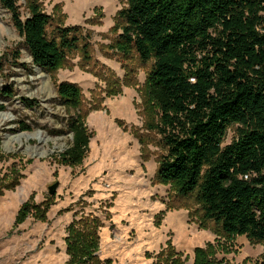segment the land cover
<instances>
[{
  "label": "trees",
  "instance_id": "trees-1",
  "mask_svg": "<svg viewBox=\"0 0 264 264\" xmlns=\"http://www.w3.org/2000/svg\"><path fill=\"white\" fill-rule=\"evenodd\" d=\"M126 2L116 15L120 33L115 47L123 55L134 52L141 64L150 62L147 96L159 114L147 129L159 135L164 150L152 182L169 187L166 208H186L200 229L264 241V0ZM0 5L11 14L35 66L54 72L75 52L81 61L91 59L90 36L80 26L55 23L35 1L29 2L25 18L18 0H0ZM132 73L127 68L122 83L112 81L107 95L121 94L122 85L134 87ZM57 94L71 113L67 131L72 134L60 163L78 166L92 136L86 125L89 109L82 107L75 83H57ZM116 122L128 131L122 121ZM232 125H237L236 137L223 146ZM20 128L29 130L24 123ZM129 132L146 161L148 141L134 129ZM5 157L0 153V159ZM53 203V196L39 204L30 199L18 210L15 224L29 215L45 221ZM82 213L66 228L67 264H111L97 253L104 222L92 212ZM171 244L166 240L162 264H182ZM194 252L195 264H207V249L196 247ZM261 260L264 264V251Z\"/></svg>",
  "mask_w": 264,
  "mask_h": 264
},
{
  "label": "rangeland",
  "instance_id": "rangeland-1",
  "mask_svg": "<svg viewBox=\"0 0 264 264\" xmlns=\"http://www.w3.org/2000/svg\"><path fill=\"white\" fill-rule=\"evenodd\" d=\"M31 1L55 23L78 25L89 34L91 59L81 61L75 52L54 72L35 66L11 14L0 5V104L5 107L0 110V153L6 156L0 159V264H67L66 228L82 212L104 222L98 255L111 264H162L168 239L182 264H195L196 247L207 249V264H262L264 241L200 229L186 208H166L167 185L153 184L156 160L164 150L159 135L147 129L159 114L147 96L150 62L141 64L134 52L123 55L115 47L120 33L116 15L126 0H18L23 18ZM127 68L136 85H122L121 94L107 95L112 81L123 82ZM65 81L80 87L82 107L89 109L86 125L92 136L78 166L60 163V154L72 143L67 131L71 113L57 94V83ZM22 123L29 130L22 131ZM130 129L148 141L146 161ZM236 134L237 125L230 126L222 145ZM123 165L130 167L121 171ZM54 183L58 186L51 195L48 188ZM49 196L54 203L45 221L29 215L15 224L25 202L39 204Z\"/></svg>",
  "mask_w": 264,
  "mask_h": 264
},
{
  "label": "water",
  "instance_id": "water-1",
  "mask_svg": "<svg viewBox=\"0 0 264 264\" xmlns=\"http://www.w3.org/2000/svg\"><path fill=\"white\" fill-rule=\"evenodd\" d=\"M57 186H58V183H54V184L50 185L49 188H48L49 194H51V195L54 194Z\"/></svg>",
  "mask_w": 264,
  "mask_h": 264
},
{
  "label": "crops",
  "instance_id": "crops-1",
  "mask_svg": "<svg viewBox=\"0 0 264 264\" xmlns=\"http://www.w3.org/2000/svg\"><path fill=\"white\" fill-rule=\"evenodd\" d=\"M130 167V165H123V166H120V169H121V171H124V170H126V169H128ZM113 171H117V170H113ZM112 173V172H111ZM115 173V172H114ZM150 180L148 179V182H149ZM101 228H103V227H101ZM101 230V229H100ZM100 235V234H99ZM99 244H100V241H99ZM98 253V252H97Z\"/></svg>",
  "mask_w": 264,
  "mask_h": 264
}]
</instances>
